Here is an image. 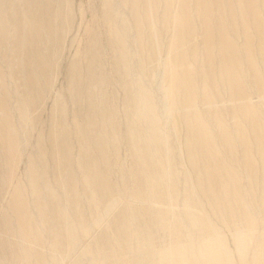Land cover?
<instances>
[{"label": "rangeland", "instance_id": "374dc122", "mask_svg": "<svg viewBox=\"0 0 264 264\" xmlns=\"http://www.w3.org/2000/svg\"><path fill=\"white\" fill-rule=\"evenodd\" d=\"M197 1L40 0L22 46L24 2L0 0V264H264V29ZM138 159L160 202L136 198Z\"/></svg>", "mask_w": 264, "mask_h": 264}, {"label": "bare ground", "instance_id": "6f19581e", "mask_svg": "<svg viewBox=\"0 0 264 264\" xmlns=\"http://www.w3.org/2000/svg\"><path fill=\"white\" fill-rule=\"evenodd\" d=\"M21 1L24 2L25 8L28 12V16H26L24 19H22L21 17H18V14H17L15 16H12L11 19L13 20V22L15 23V25L17 27V29H16L17 43H18V45L24 46V44H25L24 40L20 39L21 37H23L22 36V34H23L22 29H25V27L31 26L30 35H32V31H38V29H37L38 19L36 16L37 15L36 12L37 11L38 12H40V11L46 12L48 10V7L44 3H41L40 0H21ZM217 5H218L217 10L219 12H223L224 9H220L221 8L220 1ZM200 6H201V1L198 0L197 1L198 13L200 12V10H202V9H200ZM237 6L238 7H236V8L232 7V4L230 1L226 2V9H228V11H230L233 15H236V12L234 10L235 9L238 10L237 12L240 13V16L244 20L243 23L246 27L248 26V22L250 21V19H253L256 27H258V30L261 29V31H263L264 27H262V26L264 24V19L262 18V13H264V0H239V3ZM187 8L188 7L186 5H184V7L181 10V14H180L181 17L179 18V22L181 23V25H183L186 18L190 19V14H189V11ZM0 15H3V13L1 12ZM1 19H3V17H1ZM217 22H218L216 25L217 29L219 30L220 34H222L221 41L219 44H217V47L219 48V54H220L219 55L220 56V63H221V67L223 68L222 78L226 77V78H230V79H237L236 75H233L232 73H230L229 64L232 61H235V59H236V67L238 66V63H237V51L238 50H236L235 45L231 42L230 39H228V37L224 31L223 25L225 22V17L224 16L220 17L217 20ZM22 23L24 24L25 27L23 26ZM179 28H178V30H180ZM208 29H209V33L211 35L212 34V28L210 27L209 24H208ZM0 34L1 35L5 34L4 26H2L0 28ZM29 43H26V45L29 46ZM31 45L33 46L32 42H31ZM213 48H214V42L209 41V49H213ZM209 58L212 61L214 57L212 58L211 54H209ZM189 66L190 65H189V63H187L186 56L179 55L177 57H174V59L172 60V64H171L170 76H171L172 82H175V86H180V85L184 84L185 81L187 82L186 84L191 86L192 72L190 71ZM172 86H174V85H172ZM150 120H151V125L149 124L150 125L149 128L151 129L150 132H151V134H153L152 136H153L154 140H158V138H157L158 131H157L156 125H155L152 118ZM5 135H6L8 143H9V149H10L9 151L11 153H13L15 148H16L15 147L16 146L15 145V143H16L15 137L12 134V132H10L7 129H5ZM137 137H138V135H137ZM137 137L133 136L132 138H133V140H138ZM138 161H139L138 164L140 165V168L137 171V175L135 176L136 180H137L136 189H135L136 198L138 200H140L139 202L141 205H144L146 202H148V203L149 202L150 203L160 202V198H162V193L159 190L160 187L157 184L158 183L157 179H155V177H154L157 174L152 173L151 171L148 172V170H147L144 162L142 161V159H138ZM212 173H211V175H212ZM158 176L159 175H157V177ZM159 177H161V176H159ZM14 208L17 211L19 218L21 219L25 213L22 212L23 210H21L20 206H18V205H14ZM141 211L143 213H147V212H149V209L148 210L147 209H143V210L141 209ZM157 215L161 216L162 213H160V211H159V212H157ZM20 224L22 225L21 221H20ZM180 263H183V262H180ZM180 263H178V264H180Z\"/></svg>", "mask_w": 264, "mask_h": 264}]
</instances>
